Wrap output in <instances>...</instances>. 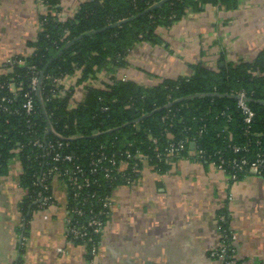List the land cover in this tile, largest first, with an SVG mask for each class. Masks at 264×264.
I'll use <instances>...</instances> for the list:
<instances>
[{
  "label": "crops",
  "instance_id": "obj_1",
  "mask_svg": "<svg viewBox=\"0 0 264 264\" xmlns=\"http://www.w3.org/2000/svg\"><path fill=\"white\" fill-rule=\"evenodd\" d=\"M89 1L59 0L55 10L43 0H0V77L12 73L1 67L7 60L25 65L42 17L70 21ZM226 1L230 6L206 3L156 28L158 44H135L124 66H107L76 87L78 72L63 78L65 91L74 88L69 109L87 88L105 89L122 78L147 88L188 78L197 64L214 69L220 58L252 62L264 51V0ZM21 176L14 156L0 173V264H219L209 253L219 241L220 214L228 219L240 263L264 264V177L251 171L232 182L193 153L170 160L161 173L143 164L133 184L112 190L111 215L93 258L64 238L68 194L58 179L49 185L53 203L29 209L24 226Z\"/></svg>",
  "mask_w": 264,
  "mask_h": 264
},
{
  "label": "trees",
  "instance_id": "obj_2",
  "mask_svg": "<svg viewBox=\"0 0 264 264\" xmlns=\"http://www.w3.org/2000/svg\"><path fill=\"white\" fill-rule=\"evenodd\" d=\"M43 1L57 9L59 0ZM206 3L230 6L226 0H92L82 4L70 21L61 23L49 16L42 17L40 33L32 45L34 51L25 65H16L11 74L0 77V84L5 85L11 79L19 87L16 100L7 105L11 112L0 113V173L10 158H18L21 184L27 189V197L19 206L24 226L27 211L39 205L37 194L42 187L37 180L49 161L42 158V151L28 145L32 137L64 143L63 154L71 155L86 170L100 146H107V151L110 147L131 144L130 149L151 155L150 140L157 139L161 148L167 133L174 141L195 137L196 149L203 150L206 157L218 150L226 158L243 155L232 154L222 137L217 136L225 127L232 130L234 143L250 144V162L258 148L264 154V105L260 103L264 102V51L252 62L232 64L220 58L216 69L197 64L192 66L193 74L188 78L163 80L147 88L130 81H115L105 89L89 87L83 101L73 109H69V104L74 88L62 92L61 85L53 86L47 79L50 76L62 80L78 72L76 87L107 66H124L135 44L142 41L158 44L156 28L169 27L189 10L199 12ZM116 23L121 25L107 28ZM76 38L77 41L66 46ZM41 73L39 97L35 95L34 100L35 114L27 118L23 110L22 114L14 113L29 91L31 76L35 74L39 80ZM238 91L245 93L255 113L252 131L261 134L256 139L260 142L258 147L253 134L245 138L240 134L242 117L233 97ZM1 95H9L6 86L0 89ZM222 111L232 116L230 124L216 118ZM27 120L33 125L31 131L26 128ZM47 126L52 132L46 135ZM202 126L205 131L197 138L196 131ZM262 173L264 177V167ZM95 177L99 186L90 187L87 190L90 193L109 195L119 184L103 180L100 174ZM227 226L228 221L224 228Z\"/></svg>",
  "mask_w": 264,
  "mask_h": 264
},
{
  "label": "built area",
  "instance_id": "obj_3",
  "mask_svg": "<svg viewBox=\"0 0 264 264\" xmlns=\"http://www.w3.org/2000/svg\"><path fill=\"white\" fill-rule=\"evenodd\" d=\"M19 61L10 59L2 64V69H12L18 65ZM54 86L61 85V79L48 77ZM125 78L121 82H125ZM6 86L9 95L0 96V113L11 112L7 105L14 103L17 97L18 86L15 90H10L9 84H0V89ZM62 86V85H61ZM38 90V78L33 74L29 81V91L23 95V103L20 108L15 109L14 113L22 114V110L27 118L35 114L34 100ZM65 92V90H61ZM55 96V97H54ZM236 99V107L241 114V125L239 130L243 138L253 134L255 146L260 145L256 140L261 134L253 132L252 128L255 123V113L247 103L246 95L243 91L233 93ZM56 98V94H52ZM216 118H222L226 124L233 120L232 116L224 111L220 112ZM27 129L32 130L30 121H26ZM30 130V131H31ZM205 131V126L198 128L196 131L197 138H200ZM187 132V131H186ZM253 132V133H252ZM59 138V135L56 134ZM217 136L222 137L226 144L227 150L232 154L243 153L239 157L226 158L223 151H216L212 156L206 157L203 150L196 149L195 137H183L174 141L173 136L166 134V142L160 148L157 139L150 140L151 155L143 153L140 149H130L131 144L126 147L112 148L106 151L107 146H100L91 160L89 170L82 165L74 162L71 155L63 154L64 143L60 141L47 142L44 138L32 137L28 145L37 151H42V158L49 161L45 164L44 172L38 177V183L42 187V192L37 194L40 206H48L53 203L52 197L45 195L50 191V182L58 179L66 184L68 194V206L66 210L64 238L72 244H80L87 248L90 258L97 255L100 245V238L105 228L106 222L110 218L112 211L111 193L109 195H99L96 192H88L92 186H99V180L95 175L100 174L101 178L107 182L131 185L138 177L140 167L143 164L149 165L154 172L161 173V168L170 160L179 158L184 154L193 153L194 156L202 162H206L218 172L228 176L232 182L238 180L240 174L253 172L255 175L263 177L262 169L264 167V154L258 148L253 161H249L248 153L250 144L244 143L238 145L234 143V134L231 129L225 127L219 131ZM188 146L191 148L189 149ZM117 186V185H116ZM45 196H42V195ZM227 217L220 214L217 218L219 228V241L217 245L210 250V257L219 262V264H241L232 242V232L224 228L227 223Z\"/></svg>",
  "mask_w": 264,
  "mask_h": 264
},
{
  "label": "water",
  "instance_id": "obj_4",
  "mask_svg": "<svg viewBox=\"0 0 264 264\" xmlns=\"http://www.w3.org/2000/svg\"><path fill=\"white\" fill-rule=\"evenodd\" d=\"M147 12V11H146ZM145 13V12H144ZM119 25H121V23H116V24H113V25H111V26H109V27H107V28H111V27H115V26H119ZM106 28V29H107ZM78 40V38H76V39H74V40H72L71 42H69L66 46H68V45H71L73 42H75V41H77ZM42 73L40 74V78H39V80H38V90H37V92H36V96L37 97H39V86H40V83H41V78H42ZM234 98H235V96H233ZM248 100V99H247ZM39 101H40V99H39ZM261 104H263L264 105V102H260ZM169 106V105H168ZM52 132V130L50 129V126H47V128H46V135L48 134V133H51ZM44 139H45V137H44ZM24 227V226H23Z\"/></svg>",
  "mask_w": 264,
  "mask_h": 264
},
{
  "label": "rangeland",
  "instance_id": "obj_5",
  "mask_svg": "<svg viewBox=\"0 0 264 264\" xmlns=\"http://www.w3.org/2000/svg\"><path fill=\"white\" fill-rule=\"evenodd\" d=\"M214 69H216V68H214ZM7 83L9 84V88H10V90H15V91H16V89H15L16 83L12 82L11 79H8ZM54 97H55V96H54ZM54 97H52V98H54ZM216 221H217V220H216Z\"/></svg>",
  "mask_w": 264,
  "mask_h": 264
}]
</instances>
